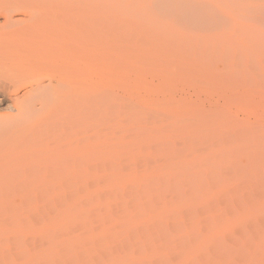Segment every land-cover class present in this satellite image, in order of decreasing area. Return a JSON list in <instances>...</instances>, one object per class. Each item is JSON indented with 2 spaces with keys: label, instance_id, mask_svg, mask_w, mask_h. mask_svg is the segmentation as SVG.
<instances>
[{
  "label": "rangeland",
  "instance_id": "obj_1",
  "mask_svg": "<svg viewBox=\"0 0 264 264\" xmlns=\"http://www.w3.org/2000/svg\"><path fill=\"white\" fill-rule=\"evenodd\" d=\"M40 15L97 38L98 68L0 104V264H227L230 181L264 192V0H0L1 68Z\"/></svg>",
  "mask_w": 264,
  "mask_h": 264
},
{
  "label": "bare ground",
  "instance_id": "obj_2",
  "mask_svg": "<svg viewBox=\"0 0 264 264\" xmlns=\"http://www.w3.org/2000/svg\"><path fill=\"white\" fill-rule=\"evenodd\" d=\"M55 18L57 19V17ZM8 21L10 22V20ZM69 25L65 19L51 20L45 15H40L31 21L30 25L25 28L26 30L23 29L19 34L13 36L10 42H7L12 55L4 63L5 70L0 67V104H8L13 101L21 107H27L31 105L35 94L54 96L67 91L66 93L79 96L87 76L97 73L98 58L95 45L97 38L89 35L90 37H87L91 39L87 43L81 34L86 31H77L70 28ZM5 39L7 41V38ZM74 108L78 111L81 109L79 101L74 103ZM77 128L74 129L78 131ZM65 130L68 129L65 128ZM80 151L76 146H72L64 153L63 158L67 160L66 162L70 161L69 166L79 160ZM80 162L76 164H80ZM69 166L65 167V170L74 172V168ZM6 169L8 168L6 167ZM227 173L230 172H226V175H228ZM252 178V176L241 179L237 177L236 181H230V187L228 184L226 186L227 189L228 187L230 189L228 193L240 195L236 201V207L232 206L231 210H228V217H226V236L230 240L227 248V264H236V259L239 264H242L240 260L243 259L247 260V263L260 260H263L264 263V258L259 253L260 243L257 238L260 232L259 223L264 222V219L261 220L259 217L262 212L264 213V192L257 188L256 179ZM6 225L9 226V223ZM237 228L239 229L237 231L243 235L240 238L241 242L237 243L238 245L236 241L235 244L233 243ZM246 234H250L251 237H244Z\"/></svg>",
  "mask_w": 264,
  "mask_h": 264
}]
</instances>
